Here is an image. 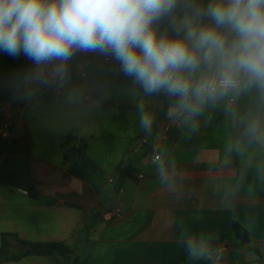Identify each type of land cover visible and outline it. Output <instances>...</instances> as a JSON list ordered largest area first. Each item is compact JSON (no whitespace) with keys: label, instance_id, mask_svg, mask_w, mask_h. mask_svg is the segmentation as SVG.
<instances>
[{"label":"crops","instance_id":"1","mask_svg":"<svg viewBox=\"0 0 264 264\" xmlns=\"http://www.w3.org/2000/svg\"><path fill=\"white\" fill-rule=\"evenodd\" d=\"M155 27L176 35L171 17ZM50 68L44 66L46 83L36 81L23 54L0 52V104L13 107L15 123L10 139L0 137V245L2 234H14L71 254L0 264H264V139L245 131L252 117L264 125L258 90L209 103L188 123L167 115L158 121L163 92L145 95L111 56L74 54L63 84ZM141 105L153 117L149 131L140 125ZM169 128L178 139L168 137ZM80 142L87 147L75 154ZM130 163L136 179L117 189L118 169ZM235 221L251 233L250 245L237 248L231 238L214 257L183 261L186 239L208 246L232 234ZM13 250L22 251L18 241Z\"/></svg>","mask_w":264,"mask_h":264},{"label":"clouds","instance_id":"2","mask_svg":"<svg viewBox=\"0 0 264 264\" xmlns=\"http://www.w3.org/2000/svg\"><path fill=\"white\" fill-rule=\"evenodd\" d=\"M165 17L174 37L158 34ZM77 51L111 56L145 95L174 98L169 118L188 123L224 97L255 88L264 98V0H0V52L23 54L35 66L33 80L46 83L44 66L51 65V76L63 82ZM139 110L149 131L153 117ZM245 131L264 139L259 117ZM156 171L165 182L163 162ZM184 244L189 258L209 253L200 237Z\"/></svg>","mask_w":264,"mask_h":264},{"label":"trees","instance_id":"3","mask_svg":"<svg viewBox=\"0 0 264 264\" xmlns=\"http://www.w3.org/2000/svg\"><path fill=\"white\" fill-rule=\"evenodd\" d=\"M162 100L164 102V109L159 117L158 121H161L166 115L170 108V104L174 101V98L167 96L164 92L162 93ZM168 137L176 140L179 137V132L174 128H169ZM68 142H73V138H69ZM87 147V143L80 142V145L73 149L75 154H80L85 148ZM11 179L17 183L19 186L23 188H27L29 193L36 197V192L34 187L31 185L26 187L25 184L21 181V179L16 175L12 174ZM128 179H136L135 176V169L133 165L130 163L126 166H122L118 169V179L116 187L117 189H121ZM234 238L236 242L233 244L237 248H244L247 245H250L253 241L251 233L244 228L238 222H234L233 224V233L230 235L222 236L221 238L212 241L208 246L209 253L206 255H212L215 253L216 250L222 247H227L230 244V239ZM18 241L19 244L22 246V251L16 253L13 250V242ZM259 253V252H258ZM69 255L71 251L60 244L55 243H29L21 241L17 236L14 234H2L1 245H0V263L10 262V261H19L24 257L31 256V255H38V256H45V255ZM259 255H261L259 253ZM182 259L183 261L193 260L198 261L199 259H192L189 258L187 255V249L184 247L182 252Z\"/></svg>","mask_w":264,"mask_h":264},{"label":"built area","instance_id":"4","mask_svg":"<svg viewBox=\"0 0 264 264\" xmlns=\"http://www.w3.org/2000/svg\"><path fill=\"white\" fill-rule=\"evenodd\" d=\"M86 52H80L77 51L75 54H79L82 55ZM110 58L107 57L106 60H109ZM78 75H80L81 77H85L86 73L82 70L79 71ZM48 80V78H46ZM60 81L57 80L56 85L59 84ZM61 84H63V82H61ZM170 109V108H169ZM169 112V110H168ZM167 112V116L169 117ZM14 115H13V107L10 104H0V137L3 138H7L10 139L13 136V131H14ZM147 140H145L146 142ZM157 157L159 158L157 160ZM148 159H146L145 161H147ZM153 160L158 162L159 160H161V156L160 154H155L153 157ZM140 178L143 177V175H139ZM106 219H110L111 216L109 214H105L104 216ZM224 250V247L219 248L218 250L215 251L214 254L209 255L208 257H214L217 254L221 253Z\"/></svg>","mask_w":264,"mask_h":264}]
</instances>
